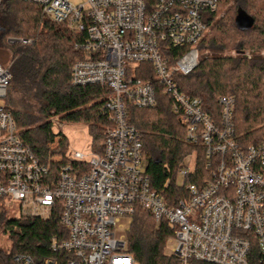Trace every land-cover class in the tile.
I'll list each match as a JSON object with an SVG mask.
<instances>
[{"label": "built area", "instance_id": "1", "mask_svg": "<svg viewBox=\"0 0 264 264\" xmlns=\"http://www.w3.org/2000/svg\"><path fill=\"white\" fill-rule=\"evenodd\" d=\"M16 1L40 7L47 19L77 35L74 48L83 58L72 67L71 83L109 90L102 110L112 128L102 154L67 156L77 167L64 164L51 147L42 162L1 103L12 75L0 63V205L15 221L30 216L46 222L57 213L67 232L51 240V251L60 256L38 263L18 255L15 262L138 264L128 252V234L142 209L153 215L157 227L167 222L173 231L172 255L180 264H264V141L245 146L237 140L234 97L219 99L221 118L215 121L203 102L185 96L176 82L177 75L189 76L198 67V47L219 0ZM16 43L31 41H8ZM172 49L183 50L173 62ZM141 65L150 66L153 77L141 78ZM158 89L172 99L187 143L205 149L211 170L201 185L190 183L196 155L187 156L175 184L187 195L175 205L152 189L141 134L128 120L129 104L140 110L157 107ZM50 123L61 133L59 116Z\"/></svg>", "mask_w": 264, "mask_h": 264}, {"label": "trees", "instance_id": "2", "mask_svg": "<svg viewBox=\"0 0 264 264\" xmlns=\"http://www.w3.org/2000/svg\"><path fill=\"white\" fill-rule=\"evenodd\" d=\"M239 10L254 19L251 30L240 31L236 27ZM221 12L225 13L223 18L199 44L198 49L204 54L198 67L189 76L177 75L176 82L185 96L200 99L205 113L215 121L221 118L219 99L234 97L236 138L245 146H256L264 141V58L258 55L250 60L224 58L221 53L264 50V19H261L264 0H219L218 9L211 16L212 23ZM2 19L1 44L13 55L6 107L14 115L22 141L46 162L50 146L61 138V150L53 154L63 156L64 164L77 167L79 163L67 159L65 138L55 134L50 123L53 116H59L66 123L88 125L93 152L102 154L106 133L112 128L102 110L110 92L98 86L77 88L72 85V67L83 58L74 48L77 35L47 19L40 7L16 0H0ZM10 39L29 40L31 44L9 45ZM182 53L183 50L172 49V62ZM146 69H150L148 76ZM151 76L150 66L141 65V78ZM128 116L129 123L141 134L151 187L166 202L175 205L187 195L185 189L175 185L176 175L187 156L196 155L195 173L189 182L201 185L210 179L205 149L187 143L182 118L173 111V101L162 89H158L157 107L140 110L129 104ZM8 231H11L10 247L0 244V264H17L15 257L18 255L29 256L38 263L58 257L60 254L51 251V240L58 235L65 238L67 234L57 213L46 222L30 216L15 221L0 205V239ZM172 236L167 222L157 227L150 212L137 209L128 234V252L138 264H180L179 259L167 250ZM253 252L257 257L255 244Z\"/></svg>", "mask_w": 264, "mask_h": 264}, {"label": "rangeland", "instance_id": "3", "mask_svg": "<svg viewBox=\"0 0 264 264\" xmlns=\"http://www.w3.org/2000/svg\"><path fill=\"white\" fill-rule=\"evenodd\" d=\"M73 2H79V0H73ZM225 15V13H220L216 20L210 24L208 30L206 31L204 38H207L213 28L215 27V24L218 20L222 19L223 16ZM264 19V16L262 15V18ZM0 23H4V20H0ZM5 25V24H3ZM0 33H2L1 28H0ZM200 52V57H202V52L199 50ZM207 54V53H205ZM260 56L264 58V50L261 51H254V50H246V51H239V50H230V51H226L221 53V56L224 58H238V57H243V58H247L249 59V56L251 58L255 57V56ZM12 58L13 55L11 54V52L6 49L2 44H1V39H0V63L4 66H10L11 62H12ZM133 71H135V68H133ZM2 104H6L7 103V99L2 100L1 101ZM63 122V121H62ZM63 129L60 133L59 129L56 128L55 126H53L54 132L57 135H60V137L65 138L66 140V156H69L70 154L74 153V152H78L81 153L83 155L86 156L87 159H89L88 157L93 153V140L90 134V130H89V126L84 124V123H66L63 122ZM60 139L57 138L55 143L52 144L50 147L54 150H52L55 153H58V151H60L61 147H60ZM58 143V144H57ZM63 151V150H62ZM194 155V154H191ZM185 160V159H184ZM177 176L176 175V181H177ZM176 184V182H175ZM12 217H16L13 216ZM1 241H2V246L5 248H9L10 247V242L8 241V238H3V236L1 237ZM173 244V240L172 238L169 239L168 244H167V250L169 254H172L173 252V248L171 247V245Z\"/></svg>", "mask_w": 264, "mask_h": 264}, {"label": "water", "instance_id": "4", "mask_svg": "<svg viewBox=\"0 0 264 264\" xmlns=\"http://www.w3.org/2000/svg\"><path fill=\"white\" fill-rule=\"evenodd\" d=\"M235 24L240 31H249L254 27L255 21L245 11L239 10Z\"/></svg>", "mask_w": 264, "mask_h": 264}]
</instances>
